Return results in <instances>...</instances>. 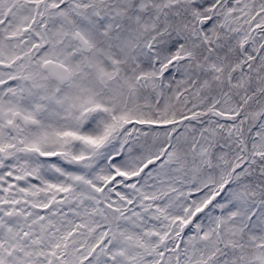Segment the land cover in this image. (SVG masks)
Instances as JSON below:
<instances>
[{"label":"rangeland","instance_id":"obj_1","mask_svg":"<svg viewBox=\"0 0 264 264\" xmlns=\"http://www.w3.org/2000/svg\"><path fill=\"white\" fill-rule=\"evenodd\" d=\"M91 1L0 0V264H264V212L259 210L264 208V199L253 198L257 194L255 190H264V80L262 84L257 81L261 69L264 78V0L215 3L224 29L241 48L239 57L242 56L243 64L248 62L250 53L252 60L260 57L259 67L250 79L262 88L257 90L252 85L256 95L247 106L249 112L237 115V111H222L214 102L208 109L193 111L194 117L184 116L163 127L130 119L129 70L126 74H116L118 69H115L105 78L97 72L99 68H94L91 62L88 64L95 46L78 30H72L71 25L75 22L96 31L94 26L99 19L111 24L117 17V13L115 16L94 12L88 3ZM116 2L118 26L128 33L138 32L136 36L140 37L132 46L137 48L142 62L148 58L156 68V54L142 41L146 31L138 27L144 11L129 9V0ZM204 22L197 24V30ZM59 44L73 47L77 55L71 54L70 58L62 53L63 59L58 61L55 53L47 54V51L61 53ZM79 56L83 59V68L70 80L56 63H69ZM186 56L190 55L169 60L168 66L160 70L166 71L172 62L179 67ZM211 60H215L213 56ZM204 64L207 69L213 68L210 60H200L197 66ZM53 74L59 75L58 78ZM162 76L158 75L159 83ZM164 87L166 84L159 88L153 84L157 91ZM90 122L104 125L101 139L83 132ZM153 126L155 134L151 132ZM161 128L164 131H158ZM175 129H178L173 137L175 148L170 155L163 157L161 153L153 157L146 151L141 156L146 162L152 161L150 166H154L155 173L145 171L146 162L134 173H121L109 164L124 148H127L126 158L141 149L138 141L130 146V139L137 131L152 145L159 141L158 145L165 148V140ZM112 133L116 136L108 140ZM46 135L61 142L60 152L41 153L40 148H35L40 143L47 146ZM192 138L194 143L188 146ZM14 140L18 144L36 143L31 150L15 149L10 154L8 150L10 146L14 148ZM247 150L251 155L248 158ZM244 151L246 162H253V169L260 173H251V164L243 167L240 163L233 170L228 168L226 161L240 159ZM244 171H249L251 180H246ZM184 172L197 174L201 180L207 176L212 181L213 176L216 178L221 173L222 180L228 183L225 207L231 202L229 198L233 199L241 211L232 208L234 216H242L243 223L251 221L250 228L255 224L254 235H243L223 246L216 232L219 246L215 247L211 227L207 234L198 232L212 216L214 206L206 201L194 215L191 212L195 208L185 217L194 224L186 225L183 246H178L179 237L170 241L169 233L180 224L163 209L173 200L179 202L176 198L183 193L176 192L174 199L165 202L163 207L159 203L175 193L178 186L191 181L181 178L173 186L175 178L165 186L170 193L167 195H160L162 190L158 186L154 195L146 196L140 186L146 187L148 179L154 183L166 179L163 173ZM33 181L39 183L36 185ZM245 183H252L251 197L238 188ZM117 184L122 186L121 191L115 187ZM105 201L114 204L121 224L120 231L108 239L102 238L97 229L105 219L98 205ZM222 227L225 229L226 225L222 223ZM136 229L138 236L130 241ZM88 233L91 238L95 236L96 242L99 240L90 259L76 252L69 254L65 261L61 259L63 249L70 243L60 238L67 235L76 244L82 242L85 246ZM229 234L232 237L235 233ZM211 247L215 248L202 258ZM78 257L83 261L77 262Z\"/></svg>","mask_w":264,"mask_h":264},{"label":"trees","instance_id":"obj_2","mask_svg":"<svg viewBox=\"0 0 264 264\" xmlns=\"http://www.w3.org/2000/svg\"><path fill=\"white\" fill-rule=\"evenodd\" d=\"M124 1L128 2V0ZM129 1L131 5L129 9L144 11V14L141 16V25L138 27L146 31L142 41L143 43L149 44L148 49L156 54V59L158 60L154 63L156 68L152 66L153 61L151 63L148 58H144L145 60L142 62L138 55L137 48H133V41L140 37L136 36L138 32L128 33L118 26L119 10L115 7L117 3L116 0H92L88 2L91 4L92 10L101 15L110 13L116 16L117 13V17H115L111 24L103 21V19H99L94 26L97 30L94 31L91 28H86L84 25L74 22L71 25V29L78 30L89 43L95 46L94 53L91 52V59L88 61V64L91 62L94 68H99L97 72L104 74L105 78L110 77L112 71L115 69H118L116 74H119V72L126 74L129 70L130 102L128 100L127 104H130V119H134L137 122L163 124L174 120L176 121L184 116L194 117L193 111L208 109L209 107L207 106L214 102L215 106L217 105L216 108L222 111H237V115H240L244 111L249 112L247 106L251 98L256 95L255 88H253L252 85H255L257 90L262 88V86H257L254 83L255 81L250 79L254 77V72H256L259 67L260 57L252 60L250 53V56L247 57V63L250 62L252 67L249 66V64L247 65V63L243 64V60L241 59L242 56L239 57L241 48L238 46L237 42L230 38L231 34H228L227 30L224 29L222 18H220L218 13V7H215V3H219L221 0ZM77 4L78 2L75 1L74 5ZM204 20L206 22L201 25L200 30H197V24ZM56 41L57 40L54 42ZM120 42H125V44L122 45ZM146 44H144L143 50H145ZM59 47L62 48L61 53L57 51H47V54L55 53L58 61L63 59L62 55H60L62 53H67L70 58L71 54L77 55L71 46L64 47L62 44H59ZM95 49L97 50L95 51ZM183 54L190 56H186L182 60V64L177 63L180 64L179 67H177L175 62H172L166 71L162 72L160 70L162 67L168 66L169 60H174ZM212 56L215 60H211ZM46 57H48V55H46ZM200 60L212 61L211 65H213V68L207 69L205 67L207 64L197 66ZM64 62V65L69 71L70 80H73L81 73L84 63L80 56L75 60H70L69 63L67 61ZM238 65L240 68H238ZM245 65L247 68H245ZM181 66L182 69H180ZM196 66L200 69L197 70ZM261 72H263L262 69L259 75L260 78L257 80L258 84H262L264 80ZM158 75H163L161 78L162 83L158 82ZM153 84L158 88L166 84V87L161 90V93V91H157L153 88ZM186 109L187 111H184ZM119 115L118 113L117 117ZM105 122L109 124L108 121ZM104 128V125L92 122L84 128L83 132L90 134L92 138L99 137L101 139L103 137ZM155 130L156 128L153 126L151 132L155 134ZM158 131L162 132L164 128L158 129ZM174 132L175 131L172 133L173 136L165 140V143L169 142L165 154L166 156L170 155L175 148V138L173 137L176 133L174 134ZM140 136V132L137 131L136 136L130 139V146L133 142L138 141L141 144V149L137 153L128 155L126 158L124 156L126 155L127 148H124L121 154L109 162L112 167L123 173L135 172L139 169L140 165L146 161V158L141 159L142 154L146 151H150L148 155H158L165 146H159V141L152 145L147 137L144 138ZM46 137L48 138L47 140H49L46 147H44L42 143L38 144V147H35L34 144L36 142L26 141V143L23 142V144H18L14 140V148L10 146L8 153L12 154L15 149L31 150V148L33 149L34 147L40 148L41 153L45 151L60 152V150H62L59 140L53 139L50 135H46ZM214 137H217V134H215ZM112 138L113 134H110L108 140ZM194 140V138H192V140L189 139L188 146H191ZM153 148H155V150L152 151ZM245 154L246 152L244 151L243 156L234 162L233 160H227L226 164L229 163L228 168L233 170L240 163L243 167L245 164H251L249 166L250 172L260 173L258 169H253V162H246V158L251 156L248 150V156L246 158L244 157ZM248 172L249 171H244V177L246 180H251L252 176H250ZM229 174L231 176L232 173L230 172ZM163 175L166 179L158 183H154L152 179L146 180V187H142L141 185L140 190L146 194V196H151L157 192V187L160 186L162 190L160 195H167L170 193L166 185L174 181L175 178H177V180L174 181L175 183H171L173 186H177L178 180L181 178L184 179L186 177L185 181H187V179L191 181V183L178 186L175 193H172L170 197L164 198V200L159 203V207H163L165 202L174 199L176 192L182 191L183 193V196L176 198L179 202L173 200L170 205L163 209L168 216L175 217V222L180 224V227L175 228L174 232L169 233V235H171L169 236L170 241L172 238L179 237L178 246H183L184 241L182 236L185 235V227L187 224H194L192 221H186L185 217L195 208V210L191 212V215H194L206 201L209 202V205L214 206L210 212L212 216L210 222H207L204 227L199 228L198 232L201 231L202 234H207L211 227L213 230L212 235L215 247L219 246L215 234L216 232H218L220 243H222L223 246L228 241L230 243L236 242L242 238L243 235H254L252 230L256 228L255 224H252L251 226L253 228H250L248 225L251 221L245 222L243 219V223L241 221L243 218L242 216H240V218L234 216L235 212L232 208H235V210L237 209V212L240 211V208L238 205L234 204L233 199L229 198L231 202L227 208L225 207V201L227 200L225 198V193L228 183H226V179L223 178L222 180L221 173H219L216 178L213 176V181L212 179H207V176H203L205 178L201 180L197 174L186 172L163 173ZM189 175H191V177H188ZM33 183L37 185L39 182L33 181ZM251 184L252 183H245L242 188L239 186L238 188L240 191H244L245 196L251 197ZM115 187L121 191V185L117 184ZM255 192L257 194L253 198L258 197L264 199V190L257 189ZM113 206L106 201L98 205V207H102V216L105 219L97 229L101 232L99 235L105 239L110 238L121 229V224L119 222L120 215H118V211L116 212V207ZM259 210H263L264 212V208H259ZM108 211H111L112 214ZM199 214L195 217H199ZM222 223L226 225L225 229L222 227ZM89 227L90 229L92 228L91 225ZM235 229L237 232L234 231ZM231 231L235 233L232 237H230L229 234ZM66 236L67 235H65L64 238H60L63 239L64 242L70 243L63 249L64 253L61 259L64 261L69 254L74 252L80 254L85 259H90L92 257V251L98 248L97 242H99V240L96 242V238L94 239L95 236L91 238L90 233H88V238L86 239L88 243L85 246L82 245V242L81 245L76 244L72 241L73 238H67ZM137 236L138 231L136 229L130 241H135ZM251 244L250 242V245ZM215 247H211L208 251H205L201 255L203 256L202 258L206 257ZM80 259L81 258L78 257L77 262L83 261Z\"/></svg>","mask_w":264,"mask_h":264},{"label":"water","instance_id":"obj_3","mask_svg":"<svg viewBox=\"0 0 264 264\" xmlns=\"http://www.w3.org/2000/svg\"><path fill=\"white\" fill-rule=\"evenodd\" d=\"M57 68H59V67H57ZM53 76H55L56 78H58L59 75H54V74H53Z\"/></svg>","mask_w":264,"mask_h":264}]
</instances>
